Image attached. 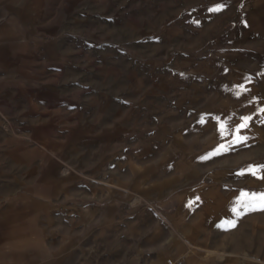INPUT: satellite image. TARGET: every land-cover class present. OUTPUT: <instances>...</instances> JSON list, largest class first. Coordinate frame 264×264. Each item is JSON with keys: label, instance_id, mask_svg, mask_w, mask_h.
I'll return each instance as SVG.
<instances>
[{"label": "rangeland", "instance_id": "1", "mask_svg": "<svg viewBox=\"0 0 264 264\" xmlns=\"http://www.w3.org/2000/svg\"><path fill=\"white\" fill-rule=\"evenodd\" d=\"M251 162L264 0H0V264H214L223 226L261 264L259 202L199 233L205 174Z\"/></svg>", "mask_w": 264, "mask_h": 264}, {"label": "crops", "instance_id": "2", "mask_svg": "<svg viewBox=\"0 0 264 264\" xmlns=\"http://www.w3.org/2000/svg\"><path fill=\"white\" fill-rule=\"evenodd\" d=\"M264 165V163H252L249 166L253 168H259V166ZM249 166H244L243 168L238 167L236 164L234 167L229 169L227 168H212L208 170L207 174H205V178L203 182L200 184L201 193H199V201L202 203V208L205 213L206 221L200 230V234L204 235L213 233L215 230V224L219 222H228V219L231 217V213L233 209L236 210H244L248 209V214H251L249 207H251L252 202H259V199H251L252 194H256V197H259L261 194H264V189L262 185H264V168H261L256 175H253L251 172L247 171ZM240 173H243L242 175ZM241 193H247L248 197H242ZM249 206V207H248ZM261 209V207H260ZM252 215H248V222H252ZM262 224L255 223L254 230L251 231V224L247 231L244 233L252 234L261 232ZM220 234L223 236L220 238V244L210 246L209 243H201L197 246L198 249L201 250H216L223 251V253H219L217 258V262H213L214 264H236L235 258L223 257L226 254L228 249V245L225 243L227 241V237L225 234H229L228 226H223L218 229ZM183 243L188 245L187 238ZM229 251V250H227ZM262 259V258H260ZM261 264H264L263 260H260Z\"/></svg>", "mask_w": 264, "mask_h": 264}, {"label": "snow or ice", "instance_id": "3", "mask_svg": "<svg viewBox=\"0 0 264 264\" xmlns=\"http://www.w3.org/2000/svg\"><path fill=\"white\" fill-rule=\"evenodd\" d=\"M211 10H212V11H219L220 8L217 7V8H215V9H211ZM247 119H248V118H245V119H244V123H242L241 125H239V127H238V129H237V132L239 131V128H245V127H247ZM222 127H223V126H222ZM243 139H244V137H240V136H238V135L235 137V140H236L237 142H240V141H242ZM220 150H224V151H226L227 149H225L223 145H220V146H219V149H218L216 152L212 153V155H216V154H218ZM261 168H264V165L259 166V168H253L252 166H249V168L247 169V171L251 172L253 175H256V173H257ZM240 174L242 175L243 173H240ZM241 196H242V197H248V194H247V193H241ZM251 199H253V200H255V199H259V200H260V207H261V208H264V194H261L259 197H256V194H252ZM246 210H248V209L246 208ZM233 211L236 212L237 215H240V213L237 212V210H236L235 208L233 209ZM234 226H235L234 222H231V223L229 224V227H234Z\"/></svg>", "mask_w": 264, "mask_h": 264}, {"label": "built area", "instance_id": "4", "mask_svg": "<svg viewBox=\"0 0 264 264\" xmlns=\"http://www.w3.org/2000/svg\"><path fill=\"white\" fill-rule=\"evenodd\" d=\"M165 264H175V262L167 261Z\"/></svg>", "mask_w": 264, "mask_h": 264}]
</instances>
